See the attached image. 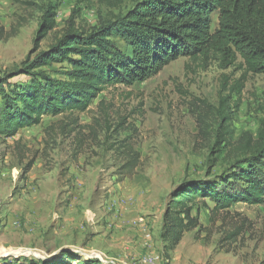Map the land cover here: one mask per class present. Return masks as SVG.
Returning a JSON list of instances; mask_svg holds the SVG:
<instances>
[{
    "label": "rangeland",
    "instance_id": "1",
    "mask_svg": "<svg viewBox=\"0 0 264 264\" xmlns=\"http://www.w3.org/2000/svg\"><path fill=\"white\" fill-rule=\"evenodd\" d=\"M49 1L57 2V26L40 51L66 32L73 13L75 24L90 30L140 0H0V21L10 33L0 40V77L37 54L34 40ZM217 25L215 13L213 29ZM67 67L55 62L42 69L64 79ZM244 74L240 63L225 68L218 60L180 57L144 82L108 86L85 111L45 115L12 137L0 133V258L69 260L62 255L68 251L72 264L91 258L101 264H264V205L213 210L214 202H198L201 225L178 244L164 225L184 180H212L232 160L217 144L216 108L222 84ZM262 119L264 73H249L234 121L237 136L256 133ZM238 229L240 235L228 239Z\"/></svg>",
    "mask_w": 264,
    "mask_h": 264
},
{
    "label": "trees",
    "instance_id": "2",
    "mask_svg": "<svg viewBox=\"0 0 264 264\" xmlns=\"http://www.w3.org/2000/svg\"><path fill=\"white\" fill-rule=\"evenodd\" d=\"M90 1V0H88ZM57 2L49 1L36 32L37 54L29 56L13 74L0 77V133L12 137L21 129L40 124L45 115L85 111L108 86H133L159 74L171 62L188 57L194 62L218 60L223 67L240 63L245 74L219 91L216 140L233 158L212 180H184L165 213L167 235L178 244L185 233L198 228L200 208L213 210L237 203L264 205V119L256 133L234 128L246 75L264 73V0H140L125 15L90 30L75 24L74 13L66 32L46 50L40 43L57 26ZM218 25L213 29V15ZM10 33L0 21V40ZM121 40L127 46L118 45ZM55 62L68 65L66 78L42 68ZM18 76L28 80L12 81ZM232 94L236 96L233 100ZM240 235V229L228 239ZM48 259L0 258V264H72L68 251ZM86 259V258H85ZM79 264H101L98 259Z\"/></svg>",
    "mask_w": 264,
    "mask_h": 264
},
{
    "label": "bare ground",
    "instance_id": "3",
    "mask_svg": "<svg viewBox=\"0 0 264 264\" xmlns=\"http://www.w3.org/2000/svg\"><path fill=\"white\" fill-rule=\"evenodd\" d=\"M6 253V252H5ZM21 253H26V252H22V251H17L15 254H21ZM85 256H90L89 254L87 253H84Z\"/></svg>",
    "mask_w": 264,
    "mask_h": 264
},
{
    "label": "water",
    "instance_id": "4",
    "mask_svg": "<svg viewBox=\"0 0 264 264\" xmlns=\"http://www.w3.org/2000/svg\"><path fill=\"white\" fill-rule=\"evenodd\" d=\"M55 255V254H54Z\"/></svg>",
    "mask_w": 264,
    "mask_h": 264
}]
</instances>
